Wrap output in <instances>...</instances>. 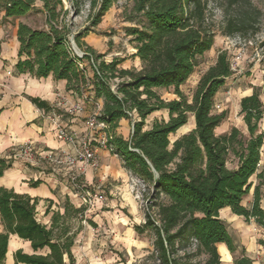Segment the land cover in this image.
<instances>
[{
	"label": "trees",
	"instance_id": "obj_1",
	"mask_svg": "<svg viewBox=\"0 0 264 264\" xmlns=\"http://www.w3.org/2000/svg\"><path fill=\"white\" fill-rule=\"evenodd\" d=\"M115 1L0 0L1 22L24 16L37 2L44 15L41 28L16 23L19 46L14 72L36 78L52 75L55 80L64 79L66 91L73 96L101 100L96 118L108 125L112 135L108 145L123 166L149 186L151 203L145 219L133 227L138 234L152 231V254L161 264H192L175 256L177 243L191 238L197 240L196 251L206 254L204 264H221L219 242L233 255V264H254L229 232L220 210L229 207L245 221L252 218L264 228V130L260 129L264 103L258 91L240 100L239 114L247 133L232 126L217 134L215 129L227 114L225 110L213 111L214 97L233 73L228 52L219 51L214 64L200 75L190 98L180 89L194 72L198 57L214 42V32L205 21L207 0H131L125 18L134 23L127 32L140 68L119 66L122 59L118 57L107 61L103 53L82 40ZM85 5L86 25L74 31L73 17ZM242 26L243 21L229 19L227 33ZM72 37L82 55L73 50ZM159 88H172L176 98L165 100ZM30 99L40 108L52 109L45 100ZM158 110H165L168 118H156L144 128ZM189 114L194 116V128L171 140L170 134L185 125ZM122 118L131 121L127 138L115 132ZM232 155L237 162L229 168L227 159ZM12 162V158L0 157V176ZM252 175L257 176L256 184ZM29 182L38 186L41 180ZM252 186L253 200L246 206L242 201ZM64 199L51 211L54 201L48 199L44 213L51 215L44 223L36 213L39 198L0 185V264L5 262L10 234L28 241L33 249L31 253L17 249L15 264H75L77 231L71 227L70 217L71 212L83 216L85 207L75 208L69 197ZM152 208L156 215L150 212ZM260 244L264 245V239Z\"/></svg>",
	"mask_w": 264,
	"mask_h": 264
},
{
	"label": "rangeland",
	"instance_id": "obj_2",
	"mask_svg": "<svg viewBox=\"0 0 264 264\" xmlns=\"http://www.w3.org/2000/svg\"><path fill=\"white\" fill-rule=\"evenodd\" d=\"M131 0H116L110 9L103 15L100 23L82 37L86 44L91 45L97 52L103 53L104 58L110 61L113 57L121 58L119 66L127 68H140L141 63L138 57H134V45L131 36L128 34V27L134 25L132 21L125 18L131 8ZM206 24L214 32V42L210 49L206 50L198 57V63L194 72L183 82L180 89L185 92L188 98L191 97L200 75L214 64L217 54L221 50L228 52L230 64L236 67L233 73L225 81V84L216 92L215 102L218 106L213 107V111H226L227 118L216 127V133L229 131L232 126L247 133L242 115L239 114L241 97L257 90L259 98L264 103V0H207ZM40 2H37L34 9L26 13L20 19H9L5 22L0 21V42L16 40V23L26 22L32 27L41 28L43 26L44 15L39 10ZM67 6V4H65ZM81 13L73 17V29L77 31L86 25L88 8L85 5ZM229 19L243 21V26L237 31L227 33V23ZM8 54V53H7ZM83 65V64H81ZM91 74L90 68L87 67ZM158 92L165 100L176 98L172 88H159ZM87 95V94H85ZM88 96V95H87ZM90 101L85 100L83 103ZM93 105V102H91ZM86 110V107L85 109ZM84 112V111H83ZM83 112L75 117L84 123L86 116ZM264 113V111H263ZM64 117H67L65 115ZM167 119L165 110L153 112L151 117L146 120L144 128H148L154 119ZM63 124L68 125L66 119ZM131 121L128 119L122 124L120 132L124 137H129ZM194 116L189 114L188 121L183 127L177 129L176 133L170 134V139L182 135L186 131L194 128ZM260 129L264 130V115L260 123ZM83 134L88 133L84 128L77 130ZM27 164L23 159H19ZM236 158L232 155L227 159V166L233 168L236 165ZM44 167V171L51 172V167L46 162H39ZM29 165V164H28ZM100 167V166H99ZM98 167V168H99ZM98 168H93L94 174ZM54 175V174H53ZM82 181H85V173L81 174ZM58 187L55 189L57 201L50 206L51 210H57L64 196L70 198L71 205L79 207L78 198L67 195L65 175L55 174ZM96 176L94 177V179ZM251 180L256 184L257 176L252 175ZM60 182V184H59ZM86 182V181H85ZM114 186L118 188L98 185L97 182L88 184L90 188L101 191L106 196L105 201L96 202L91 207L84 208V214L71 212L70 224L77 231L73 257L75 264H161L158 257L153 253L152 231L146 230L138 234L135 224H140L145 219L147 206L150 205L149 186L138 179L131 172L126 180L114 181ZM253 186L249 190L242 203L249 206L253 200ZM48 202L41 201L38 206V218L45 222L51 213H43ZM261 205H264V194L262 195ZM63 208L61 207L60 212ZM231 212L230 209H228ZM156 209L150 212L156 215ZM225 209L220 210V216H225ZM229 232L234 239L242 237L256 242V249L251 254L255 264H264V252L260 249V240L264 236V228L256 223L252 218L245 221L242 216H238L233 222H226ZM196 240L191 238L188 242H178L176 257L192 264H204L206 254L196 251ZM238 254V251H235ZM221 264H227L221 259Z\"/></svg>",
	"mask_w": 264,
	"mask_h": 264
},
{
	"label": "crops",
	"instance_id": "obj_3",
	"mask_svg": "<svg viewBox=\"0 0 264 264\" xmlns=\"http://www.w3.org/2000/svg\"><path fill=\"white\" fill-rule=\"evenodd\" d=\"M20 17H17L16 20L20 19ZM12 42L13 44L0 42V157L13 159L10 168L5 170L3 175L0 176V185H4L17 192L26 193L32 197H37L39 198L38 204L41 201L49 202L48 199L57 201L55 197V189L58 187L56 176L49 171H44V167L39 164L29 163L28 165V163L26 164L19 159H15L13 157V150L18 145L28 142V140L34 143L35 148L40 153H43L46 149H69V145L57 139L54 129L55 125L50 119V115L52 111H63L62 101L74 103L79 97L73 96L70 92L66 91L64 79L55 80L52 75L36 78L28 73H15L14 64L17 61L16 54L19 42ZM8 70L11 74L7 73ZM30 96L47 101L51 104L52 109L46 110L44 107H38L31 101ZM85 107L86 110H84L83 115L88 116L92 112L94 104L92 105L91 102H88ZM65 115H62V117L67 120L72 129H83L84 123L82 124L80 119L76 117L72 119L69 116L64 117ZM127 120L126 118H122L119 121V125L115 129L116 133L122 134L120 132L121 126ZM129 129L131 130V126ZM99 165L100 167L95 174L93 168H87L85 172V183L87 185L97 182L98 185H103V187H107L110 184L107 187L110 188L114 186V181L126 180L129 176V170L123 166L120 157L108 149L100 150ZM95 176L96 178L94 179ZM36 179H40L41 183L38 186L30 185L29 181ZM118 185L116 184L114 187L118 188ZM261 207L264 208V205H261ZM222 209H225L226 214L224 217H220L228 223L233 222L240 216L232 211L229 212V207H223ZM1 230L2 224L0 221ZM236 240L244 247L245 255L253 259L251 254L256 249V242H249L248 239L246 240L242 237H238ZM7 246L4 258L5 262L3 264H15L13 254L19 248L26 253L33 252L29 242L16 234H10ZM217 251L221 255V259L227 264H233V255L229 252L225 243L219 242L217 244ZM253 263L255 264L254 261Z\"/></svg>",
	"mask_w": 264,
	"mask_h": 264
},
{
	"label": "built area",
	"instance_id": "obj_4",
	"mask_svg": "<svg viewBox=\"0 0 264 264\" xmlns=\"http://www.w3.org/2000/svg\"><path fill=\"white\" fill-rule=\"evenodd\" d=\"M232 70L236 67L230 64ZM8 74L11 72L8 70ZM85 100L93 102L94 108L92 112L84 121V127L88 133H79L72 129L69 124H63L62 113H65L72 119L83 112L85 109ZM62 112L52 111L50 119L55 125V135L57 139L69 145V149H46L40 153L35 148L31 140L18 145L13 151L15 159H23L28 164H38L39 162H46L51 167L52 174L65 175L66 186L69 190L67 195L78 198L79 206L85 208L91 207L96 202H103L106 196L95 188H90L85 181H82L81 174H84L87 168H98L100 159V150L105 149L114 153V149L108 145V140L112 137L108 130L107 123L98 120L96 116L101 110V102L99 100L93 101L86 96L79 97L74 103L62 101ZM218 106L215 102L214 107ZM117 155L116 153H114ZM264 191V189H263ZM264 239V236L263 238ZM195 240V239H194ZM197 242V240H196ZM262 252H264V245H259Z\"/></svg>",
	"mask_w": 264,
	"mask_h": 264
},
{
	"label": "water",
	"instance_id": "obj_5",
	"mask_svg": "<svg viewBox=\"0 0 264 264\" xmlns=\"http://www.w3.org/2000/svg\"><path fill=\"white\" fill-rule=\"evenodd\" d=\"M71 40H72V48H73V50L75 51V53H76L77 55H82V52H81V50L79 49V47L77 46V44L75 43V40H73V37L71 38Z\"/></svg>",
	"mask_w": 264,
	"mask_h": 264
}]
</instances>
